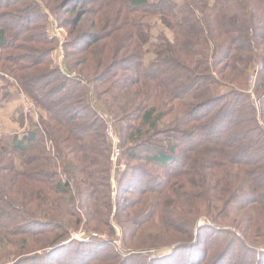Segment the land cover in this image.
<instances>
[{"label":"trees","instance_id":"1","mask_svg":"<svg viewBox=\"0 0 264 264\" xmlns=\"http://www.w3.org/2000/svg\"><path fill=\"white\" fill-rule=\"evenodd\" d=\"M51 4L0 0V47L7 52L0 57V78L5 88L20 85L39 109L38 123L20 113L21 126L29 122L23 138L0 135L3 244H19L20 257L24 251L75 250V264H127L135 255L124 256L114 241L113 219L123 210L125 217L115 220L122 227V250L171 247L159 264H180L175 252L185 247L202 255L193 261L184 255L188 264H224L223 258L227 264H261L258 241L264 234L243 231L249 240L239 238L243 247L232 253L220 242L226 229L203 237L207 226L197 221L229 225L227 211L238 202L243 208L264 204V0ZM14 11L19 25L26 19L21 33L7 23ZM56 27L67 28L68 36L61 40ZM104 115L113 117L129 159L143 161L142 176L151 177L114 216ZM147 164L163 173L154 175ZM73 185L81 206L69 198ZM83 223L86 241L70 231ZM18 230L22 240L15 237ZM172 231L182 238L166 237ZM103 232L112 236L104 239ZM41 234L46 240L40 242ZM42 254L35 258L41 261Z\"/></svg>","mask_w":264,"mask_h":264},{"label":"rangeland","instance_id":"2","mask_svg":"<svg viewBox=\"0 0 264 264\" xmlns=\"http://www.w3.org/2000/svg\"><path fill=\"white\" fill-rule=\"evenodd\" d=\"M60 1H62V0H52L51 5H56ZM73 15H74V12H71V13L66 14V15L64 13L60 14L61 18H64V17L67 18V17H71ZM17 16H18V14L15 11L12 12L10 15H8L7 23L11 26L13 32L18 33L19 31H21V28H23V25L26 23L25 22L26 19L24 18L21 25H19L17 22L18 18L16 19ZM21 18H22V16H21ZM83 28H84L83 26H80V29H83ZM54 32L58 37H60L61 40L63 38V34L65 36H68L67 35V28L58 29L56 27L55 29H53V33ZM19 33H21V32H19ZM51 35L53 36L52 33H51ZM46 38H48V35H46ZM70 38L71 37L69 36V39ZM57 43H58V41L55 40L54 45H56ZM26 46H28V45H26ZM24 52H25V54H28V55L32 54L31 52H26V51H24ZM6 54H7L6 50H3V48L0 47V57L3 55H6ZM58 54H59V59L61 61H63L64 53H63L62 47H59ZM61 65H63V62H61ZM259 67H262V65H259ZM0 72H3V70L0 69ZM255 79H256V76L253 75L249 80L251 91L254 88ZM15 87L19 88V90H21V93L32 104H34V102L27 96V94L23 91V89L21 88L20 85H17ZM16 91H17V89H16ZM104 118H106V120H107V125L108 126L110 125L113 127L112 130H113L114 134L116 133L115 136L120 140V142L118 144V148L120 149V157H119L118 161L115 163V166H114V163L111 159V162L113 164L112 177H111V191H112L111 196L113 199L112 216H114L117 213V211L119 210L117 208V206H120V208L122 210L125 203H128V202L134 200L133 194L135 192L138 193L139 191L142 190V188H147V186L149 185L147 183L151 181V177L142 176L143 170L139 167V165H140V163H143V161L142 162L132 161L126 155V152H125L126 146L124 145L125 146V148H124L123 139H122L121 135L116 131L117 127H115L113 117L110 115H104ZM37 123H38V119H37ZM25 124L27 125V122ZM108 126H106V128H105V134H106L107 140L111 143V151H112L114 144L111 142L112 140H110L107 137L106 129ZM48 145L50 148H52L51 145L53 146V143L49 142ZM111 155H112V152H111ZM63 169H64V167L60 164L58 166V172H59L60 177H62L63 182H66L68 177L66 174L63 173ZM146 170H151L154 175H156L158 173L159 174L163 173V171L160 168L154 167V165H149V164H147ZM126 187L129 188V192H125L122 190L123 188H126ZM133 191H135V192H133ZM69 193H70L69 198L72 199V197H73L75 202L73 203L70 199H68V200L70 202H72L75 206H81V204L83 203V200H82V197L80 195L78 197L77 193L75 192L74 185L70 187ZM134 210L135 209H132V211H134ZM126 212H128V211H126ZM227 213L229 214V218L233 220V222L230 223L229 225L228 224L227 225L214 224L213 222L209 221V219H207L206 217H201L197 221L198 225L201 224V226H203V225L207 226V229L204 228L205 230H202V232H203L202 236L208 237V235L212 234L215 231L214 229H218V227L219 228L221 227L222 229H226L225 231L227 233H220L223 235L220 242L225 241V245H227L226 250L233 253V250H236V252H238V250L243 247V243L239 240V238H243L244 242H248V240H249V237H248V240L246 237H244L243 231H245L246 233H248L250 235H254V236L264 234V233L257 231V226L259 224L262 225L260 227H264V204H257L256 203L254 205L245 206L243 208L242 204H240L238 202L233 207H231L229 209V211H227ZM121 215H122V217H125L123 210L117 214L116 218L114 217V219H113V221H114L113 227L115 230V237H116L114 241L116 243V246L119 247L118 249H121L120 252L124 256H129L131 254L133 257V255H135L134 256L135 258L129 260L127 264H159L158 261H159L160 257L168 255L174 251L171 247H164V248L157 249V250L156 249L155 250H152V249L136 250V251H131V252L122 250V249H124L123 243L121 241L122 227L120 225H118L115 221V220H117V221L120 220ZM134 215H135V213H134ZM125 220H127V218H125ZM225 222L229 223L228 221H225ZM33 224H35V222L31 221V223H29L27 226H30ZM231 224H233V225H231ZM179 227H182V225H180ZM250 227H252V230L250 229ZM11 228H12V230H14L15 227L12 226ZM21 228L23 229L24 226L22 225ZM20 231L21 230H18V234H16L15 237L19 240H22V238L25 235H22V233H20ZM70 231H71V236H73V238H75V239H79L81 241L82 240L86 241L90 238V236H89L90 234L87 231L86 227H84V223L78 229L72 228ZM229 231L232 232L231 235L228 234ZM150 234L153 235V232H151ZM6 235L10 236L7 238L16 239L14 236H12L13 235L12 233H8ZM182 235L183 234H181V233H175L172 231L166 237H170L172 239V241H175V239L182 238ZM101 236H102V238L105 239V238H109L112 235L107 233V232H103L101 234ZM254 238H258V237H254ZM259 238L261 241H258V242H262V243H258V244H262L261 248L264 251V248H263L264 247V236L259 237ZM36 239H39L41 242L42 240H46V236H44V234H41V236H38ZM195 239H197V236H195ZM31 240H33V239H31ZM203 241L206 242L207 239H205ZM3 243H5V241L3 242L1 237H0V263L2 262L1 264H12V263H15L17 261H18V264H21L20 260H24L25 258L28 259L30 257H32V260L29 261V262H31V264H75V260H73V259L77 258V256H78V255H76L77 253H73L75 250L74 251L67 250V251H65L66 253L62 252L60 255H59V252L55 253V254H52L50 252V253H46V255H44V254H42L44 252L40 250L37 252H28L26 254L24 251V255L22 257H20V256L16 255L19 253L18 251H20L19 250V247H20L19 244L13 245L9 241L7 244H3ZM203 245H204V243H203ZM93 246H95V245L93 244ZM83 247H84V245L81 248H79V255L86 248V247H84V248ZM72 248L75 249V246ZM48 250H50V248ZM38 254H42V256H43L41 261L35 258ZM186 254L188 255V257L192 261L202 257L201 252L193 249V247H191V248H188V247L179 248L175 252V257L177 258V260L180 261V264L190 263V262L186 261L183 257ZM25 256H28V257H25ZM132 257H130V258H132ZM222 261H224V264H227L228 259L223 258ZM261 264H264V256H263V260H262Z\"/></svg>","mask_w":264,"mask_h":264},{"label":"crops","instance_id":"3","mask_svg":"<svg viewBox=\"0 0 264 264\" xmlns=\"http://www.w3.org/2000/svg\"><path fill=\"white\" fill-rule=\"evenodd\" d=\"M2 75L4 73L0 72V76ZM5 85L4 80L0 78V135L17 134L19 138H23L28 128L26 124L21 126V121H19L20 113H24L26 119L31 115L34 117L35 122H37L39 109L34 104H31L19 88L15 87L17 86L16 84H10L6 88ZM7 91L10 93V96L6 93ZM4 94H7L8 98L5 99ZM28 125L29 122H27Z\"/></svg>","mask_w":264,"mask_h":264},{"label":"built area","instance_id":"4","mask_svg":"<svg viewBox=\"0 0 264 264\" xmlns=\"http://www.w3.org/2000/svg\"><path fill=\"white\" fill-rule=\"evenodd\" d=\"M112 129H113V127L109 125L106 129V133H107V137L110 140H112L111 142L114 144L111 159H112L114 166H115V163L118 161V159L120 157V149L118 148V144H119L120 140L115 136L116 133L114 134ZM112 169H113V164H112Z\"/></svg>","mask_w":264,"mask_h":264}]
</instances>
